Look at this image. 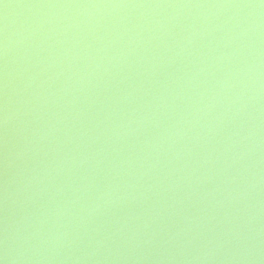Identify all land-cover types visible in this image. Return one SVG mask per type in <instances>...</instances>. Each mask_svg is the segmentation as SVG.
Masks as SVG:
<instances>
[{
    "label": "water",
    "instance_id": "1",
    "mask_svg": "<svg viewBox=\"0 0 264 264\" xmlns=\"http://www.w3.org/2000/svg\"><path fill=\"white\" fill-rule=\"evenodd\" d=\"M0 264H264V0H0Z\"/></svg>",
    "mask_w": 264,
    "mask_h": 264
}]
</instances>
